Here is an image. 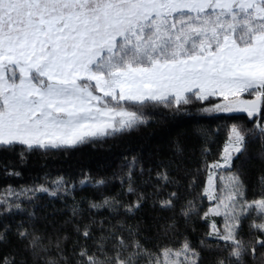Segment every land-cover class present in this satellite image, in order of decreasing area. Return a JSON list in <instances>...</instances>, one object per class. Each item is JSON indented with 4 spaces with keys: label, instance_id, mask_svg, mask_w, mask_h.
I'll list each match as a JSON object with an SVG mask.
<instances>
[{
    "label": "snow or ice",
    "instance_id": "1",
    "mask_svg": "<svg viewBox=\"0 0 264 264\" xmlns=\"http://www.w3.org/2000/svg\"><path fill=\"white\" fill-rule=\"evenodd\" d=\"M149 111L195 120L205 143L210 129L199 122L219 114L244 113L251 127L229 125L221 159L201 148L203 181L178 144L156 168L137 172L132 156L120 191L99 200L72 195L77 183H110L84 171L78 181L45 173L43 183L7 185L0 244L15 247L0 264H247L257 247L264 264V176L253 191L230 171L250 143L264 145V0H0V152L23 149V161L71 151L138 129ZM43 195L73 200L50 206L51 232L35 223ZM16 214L28 218L10 222ZM197 223L208 231L194 245L187 233Z\"/></svg>",
    "mask_w": 264,
    "mask_h": 264
},
{
    "label": "trees",
    "instance_id": "2",
    "mask_svg": "<svg viewBox=\"0 0 264 264\" xmlns=\"http://www.w3.org/2000/svg\"><path fill=\"white\" fill-rule=\"evenodd\" d=\"M147 116L149 122L136 130L96 143H86L67 152H26L23 161L16 155L23 149L17 148L13 153L0 152V190H3L7 185L19 188L21 185L43 183L45 173L51 178L63 175L78 181L81 171H84L90 173L93 177L110 178V183L104 188L81 187L77 183L76 190L72 195L78 201L81 197L99 200L101 192L115 195L120 191L119 176L127 171L126 161L130 160L132 156H136L139 161L136 167L137 172H139L140 164L145 168H156L161 161L171 159L177 155L176 148L178 144L184 149L183 155L187 168L197 176L198 181H203L206 178V173L201 171L197 174L195 172L202 165L201 148L207 147L210 149V155L207 156L209 162L221 159V153L229 142V125L233 122L248 124L249 121L244 113L219 114L215 118L202 120L199 123L210 129L209 139L205 143L204 137L197 130V122L189 117L183 115L170 117L160 111H149ZM248 126L251 127V124H248ZM6 161L14 165L15 170L20 172L21 175L18 177L5 175L3 164ZM232 163L234 166L230 171L242 173L246 183L253 191L261 186V177L264 176V145L258 141L250 143L247 151L239 158H234ZM226 171L229 174V170ZM198 191L199 188L194 189L193 195ZM123 198L134 199V197ZM65 201L69 205L73 203L71 196H65L62 200H51L47 195L41 196L37 201L39 207L34 208L37 216L35 221L37 227L42 231L51 232L44 216L51 211V205L64 209ZM204 203L207 205L208 201L205 200ZM81 206L86 207V204ZM151 213L150 206H146L142 211V214L150 215ZM100 215L107 216L108 213L102 210ZM27 218L26 214H16L8 219L10 222L15 223ZM60 218L61 216L58 215L57 219ZM217 223H220L219 219ZM206 231H208L207 225L197 223L195 231H189L187 234L193 244L196 245L204 239ZM206 243L216 244L217 241L208 239ZM14 247L15 243L0 244V257L8 256ZM260 251L262 250L257 247L258 258L255 261L250 256L246 257L247 264H260ZM204 255L211 258L213 253L205 252Z\"/></svg>",
    "mask_w": 264,
    "mask_h": 264
},
{
    "label": "rangeland",
    "instance_id": "3",
    "mask_svg": "<svg viewBox=\"0 0 264 264\" xmlns=\"http://www.w3.org/2000/svg\"><path fill=\"white\" fill-rule=\"evenodd\" d=\"M228 141H229V139H228ZM226 146L229 147V148L231 147L229 142H228V144H227ZM224 150H225V148H224ZM223 152H224V151H223ZM217 175H218V176H222V177L227 178L229 174H227V171L225 172V170H224V171H219V172L217 173Z\"/></svg>",
    "mask_w": 264,
    "mask_h": 264
}]
</instances>
